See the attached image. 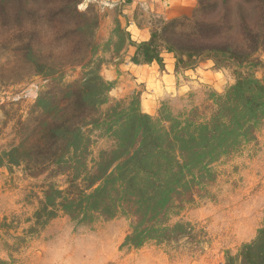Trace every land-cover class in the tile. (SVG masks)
I'll list each match as a JSON object with an SVG mask.
<instances>
[{"label":"trees","instance_id":"16d2710c","mask_svg":"<svg viewBox=\"0 0 264 264\" xmlns=\"http://www.w3.org/2000/svg\"><path fill=\"white\" fill-rule=\"evenodd\" d=\"M204 1L198 0L200 12ZM80 2L0 0L2 21L21 25L26 21L18 34L29 45L24 55L13 54L14 62L39 74L60 69L63 63L89 62L93 35L88 19L77 10ZM229 2L220 0V5L213 6L221 9L215 22L194 20L186 31L179 30L178 19L158 25L147 42L136 45L130 59L134 65L156 62L161 66L164 50L174 56L178 71L190 68L180 67L182 59L203 57L212 60L216 70L229 69L228 64L240 67V72H233L234 84L207 100H213L208 113L192 108L177 117H163L159 111L152 119L137 106L128 111L116 107L100 119L96 110L110 86L99 70H89L81 82L40 97L37 120L17 146L0 155V167L11 162L23 164L26 170L51 163L76 164L75 177L79 175L82 183L70 182L68 189L55 190L59 198L47 196L45 210L54 208L55 215L59 211L72 220L127 215L133 227L124 244L132 248L150 239L162 243L184 238L190 232L188 225L169 226V214L192 202V187L200 183L210 164L253 140L255 128L264 123V77H255L252 64L255 54H264V0H243L234 9ZM66 26H73L74 31ZM87 123L104 125L113 140L110 149L97 153L91 167L85 160L90 140L82 129ZM224 264H264V219L254 240L242 245L235 257L227 256Z\"/></svg>","mask_w":264,"mask_h":264},{"label":"rangeland","instance_id":"374dc122","mask_svg":"<svg viewBox=\"0 0 264 264\" xmlns=\"http://www.w3.org/2000/svg\"><path fill=\"white\" fill-rule=\"evenodd\" d=\"M242 1L230 0L228 5L234 9ZM197 3L198 0L188 16L178 18L180 31L188 30L194 20L215 22L221 17L220 7L213 8L216 3L220 5V0H205L202 12ZM77 10L88 19V31L93 35L89 62L66 61L71 63H63L60 69L42 74L13 60V54L24 55L29 45L18 34L26 21L21 25L0 19V155L17 146L37 120L40 97L81 82L86 71L99 70L100 74L104 68L124 61L119 52L126 41L113 14L103 11L94 1L82 0ZM16 24L18 28L14 29ZM67 28L74 31L73 26L64 29ZM19 38L22 40L15 43ZM204 62L212 63V69L223 74L227 87L220 93L198 88L190 100L161 102L156 113L149 117L156 119L159 111L163 117H177L192 108L201 114L208 113L213 100H207L229 89L234 84V73L241 69L228 64L229 69L216 70L212 60L205 57L196 61L182 59L180 67L195 70ZM252 64L255 77H264V54H255ZM102 80L109 84L110 90L98 106L96 117L103 119L116 107L120 111L136 106L140 109L138 95H114L113 83ZM82 129L90 140L85 160L91 167L97 153L110 149L113 140L102 124L87 123ZM75 166L51 163L26 170L23 164L11 162L0 167V264H224L227 256L235 257L242 245L254 240L264 219V123L255 128L253 140L210 164L200 183L192 187V202L182 204L183 209L177 207L169 214V226L182 222L190 229L184 238L172 237L171 242L150 239L142 247L132 248L124 244L133 227L127 215L112 220L80 217L72 220L59 211L55 215L54 208L45 210L47 196L59 198L55 190L68 189L70 182L82 183L79 175L75 177Z\"/></svg>","mask_w":264,"mask_h":264},{"label":"crops","instance_id":"0c3cea01","mask_svg":"<svg viewBox=\"0 0 264 264\" xmlns=\"http://www.w3.org/2000/svg\"><path fill=\"white\" fill-rule=\"evenodd\" d=\"M95 3L113 14L127 38L119 52L124 61L100 72L104 80L113 83L114 95L124 97L135 93L142 112L153 116L161 102L190 100L198 88L220 93L227 87L223 74L214 71L212 63L204 62L195 70L178 71L174 56L164 50L160 52L161 66L156 62L143 65L130 62L136 45L147 42L158 23L188 16L196 0H96Z\"/></svg>","mask_w":264,"mask_h":264},{"label":"built area","instance_id":"2783aa9c","mask_svg":"<svg viewBox=\"0 0 264 264\" xmlns=\"http://www.w3.org/2000/svg\"><path fill=\"white\" fill-rule=\"evenodd\" d=\"M92 1L95 2V0H84V2H92Z\"/></svg>","mask_w":264,"mask_h":264}]
</instances>
